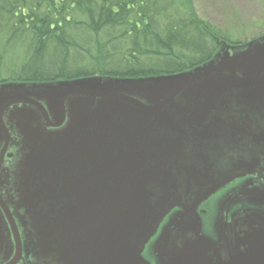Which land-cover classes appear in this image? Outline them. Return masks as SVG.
<instances>
[{
  "label": "water",
  "instance_id": "1",
  "mask_svg": "<svg viewBox=\"0 0 264 264\" xmlns=\"http://www.w3.org/2000/svg\"><path fill=\"white\" fill-rule=\"evenodd\" d=\"M263 155L264 35L174 75L1 84L0 172L12 168L14 196L0 194V253L21 260L18 226L51 264H149L169 215L158 264H207L204 245L164 239L200 233V207Z\"/></svg>",
  "mask_w": 264,
  "mask_h": 264
},
{
  "label": "trees",
  "instance_id": "2",
  "mask_svg": "<svg viewBox=\"0 0 264 264\" xmlns=\"http://www.w3.org/2000/svg\"><path fill=\"white\" fill-rule=\"evenodd\" d=\"M222 42L246 41L201 19L194 0H0V85L174 75Z\"/></svg>",
  "mask_w": 264,
  "mask_h": 264
},
{
  "label": "flooded vegetation",
  "instance_id": "3",
  "mask_svg": "<svg viewBox=\"0 0 264 264\" xmlns=\"http://www.w3.org/2000/svg\"><path fill=\"white\" fill-rule=\"evenodd\" d=\"M15 152L16 149L12 148L14 156ZM259 161L258 167L251 174L235 180L200 207V233L190 230V233L181 238L182 233L174 229L164 239L166 245L175 250L181 249L185 244L204 245L206 250L198 258L200 262L207 264H264V155ZM8 171L6 178L0 172V194L4 199L14 196L13 170L8 168ZM5 174L6 171L3 175ZM9 211L14 213L11 208ZM169 220L171 217L168 215L144 250L143 256L149 264H158L159 258L164 254L155 249L164 248V245H158L157 238ZM17 228L22 253L21 260L16 264H51L48 260L35 256L31 242L26 241V230L23 229V233L20 227ZM8 234L12 237L11 232ZM16 259L19 257L13 246L8 253H0V264H11ZM161 262L164 264V260ZM169 262L166 257L165 263Z\"/></svg>",
  "mask_w": 264,
  "mask_h": 264
},
{
  "label": "rangeland",
  "instance_id": "4",
  "mask_svg": "<svg viewBox=\"0 0 264 264\" xmlns=\"http://www.w3.org/2000/svg\"><path fill=\"white\" fill-rule=\"evenodd\" d=\"M199 17L241 42L264 31V0H194Z\"/></svg>",
  "mask_w": 264,
  "mask_h": 264
}]
</instances>
